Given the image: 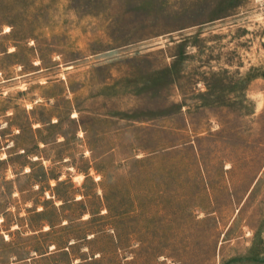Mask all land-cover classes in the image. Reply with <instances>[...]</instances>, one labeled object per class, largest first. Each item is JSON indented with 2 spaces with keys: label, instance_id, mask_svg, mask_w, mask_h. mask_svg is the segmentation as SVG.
Segmentation results:
<instances>
[{
  "label": "rangeland",
  "instance_id": "1",
  "mask_svg": "<svg viewBox=\"0 0 264 264\" xmlns=\"http://www.w3.org/2000/svg\"><path fill=\"white\" fill-rule=\"evenodd\" d=\"M0 264H264V0H0Z\"/></svg>",
  "mask_w": 264,
  "mask_h": 264
},
{
  "label": "bare ground",
  "instance_id": "2",
  "mask_svg": "<svg viewBox=\"0 0 264 264\" xmlns=\"http://www.w3.org/2000/svg\"><path fill=\"white\" fill-rule=\"evenodd\" d=\"M47 229V228H46Z\"/></svg>",
  "mask_w": 264,
  "mask_h": 264
}]
</instances>
